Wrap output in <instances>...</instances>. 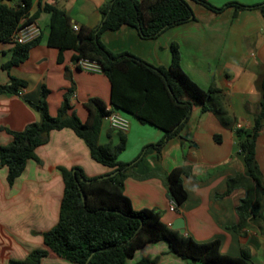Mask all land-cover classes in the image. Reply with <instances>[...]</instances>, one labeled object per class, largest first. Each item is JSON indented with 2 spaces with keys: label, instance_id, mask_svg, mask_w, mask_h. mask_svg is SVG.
Returning a JSON list of instances; mask_svg holds the SVG:
<instances>
[{
  "label": "crops",
  "instance_id": "1",
  "mask_svg": "<svg viewBox=\"0 0 264 264\" xmlns=\"http://www.w3.org/2000/svg\"><path fill=\"white\" fill-rule=\"evenodd\" d=\"M106 1L31 0L30 14L37 12L33 21L40 28L39 39L29 48L27 58L9 70L2 64L9 59L13 43L0 42V85L7 84L10 75L26 83L17 94L0 93V145L11 141L6 129L22 130L38 119V113L25 99L37 102L42 86L48 90L47 109L52 116L71 87L69 103L80 120L86 118L83 103L89 98L96 97L111 108L110 85L101 71L81 70L74 64L73 50L60 53L47 45L50 13L39 8L45 3L54 5L66 11L73 25L92 28L99 24V8ZM208 1L215 6L264 2ZM17 2L6 1L11 6ZM188 3L194 19L173 25L155 38H142L135 28L122 25L104 30L100 40L113 53L128 52L165 68L171 65V44H177L179 66L188 78L202 90L214 86L223 91L227 120L223 122L211 110L203 111L200 104H194L179 135L156 147L163 131L128 116L126 146L118 159L128 163L140 156L127 170L123 193L134 209L159 210L160 220L169 227L181 218L183 234L195 241L218 239L221 253L239 256L244 250L250 264H264V196L258 216L247 217L245 224L235 230L236 206L245 190L243 185H236L224 194L227 181L245 169L235 129L250 128L258 110L259 84L264 78V18L258 7L229 5L213 11L193 0ZM118 135L103 119L98 142L115 144ZM35 152L38 160L28 159L11 184L6 167L0 166V264L25 259L34 249L45 251L39 264H73L49 250L44 239V232L58 220L63 192L59 167H79L87 177L110 173L111 168L95 161L85 142L70 128L50 131L47 141ZM255 159L264 180V125L255 140ZM182 165L190 167V172L181 176L187 198L176 211H170L166 173ZM155 257L151 264H189L169 252L164 241L137 248L128 262Z\"/></svg>",
  "mask_w": 264,
  "mask_h": 264
},
{
  "label": "trees",
  "instance_id": "2",
  "mask_svg": "<svg viewBox=\"0 0 264 264\" xmlns=\"http://www.w3.org/2000/svg\"><path fill=\"white\" fill-rule=\"evenodd\" d=\"M6 1L0 0V42L11 41L12 34L37 15V12L30 14L31 0H18L13 6ZM193 1L213 11H221L229 5L258 7L264 18V2L254 5L228 2L215 6L208 0ZM39 8L50 13L47 45L57 48L60 53L66 49L73 50L74 61L80 58L96 61L110 85L111 108L163 131L162 139L154 146L159 147L169 138L179 135L194 104H200L203 111L211 110L223 122L227 120L223 91L214 86L202 90L188 78L179 66L177 44H171V65L165 68L149 64L128 52L113 53L100 40L104 30H116L122 25L135 28L142 38H155L173 25L194 19L188 0H107L99 8V24L92 28L80 26L77 30L72 28L65 10L46 3ZM38 39L39 35L25 43L12 40L11 55L2 68L9 70L24 61L29 48ZM25 84L24 80L10 75L9 82L0 85V93L17 94ZM259 87L261 96L253 125L235 129L245 169L227 181L224 193H229L236 185H243L245 190L236 206L238 222L233 227L235 230L245 224L247 217L254 219L258 216L264 196V180L255 159V140L264 125V78ZM47 93L48 90L42 86L37 102L25 99L38 113L36 121L28 123L22 130L6 129L11 141L0 145V166L7 169L8 183L11 184L24 170L28 159L38 160L35 150L47 141L49 132L62 128L72 129L85 142L90 156L115 172L99 179L85 176L79 167H59L63 192L58 220L44 232L49 250L73 264H151L157 257L141 258L133 263L128 260L137 248L150 242L164 241L169 252L189 264H250L244 250L239 256L223 254L219 251L218 239L195 241L162 223L159 210L132 208L129 198L123 193V179L140 155L128 163L118 159L126 146L124 132L118 131L115 144L98 142L101 122L108 112L105 104L96 97L89 98L83 103L86 118L82 121L69 103L71 87L52 116L47 109ZM189 172V165H182L166 173L167 194L176 209L187 198L181 176ZM44 254V250L34 249L25 259H11L8 264H39Z\"/></svg>",
  "mask_w": 264,
  "mask_h": 264
},
{
  "label": "built area",
  "instance_id": "3",
  "mask_svg": "<svg viewBox=\"0 0 264 264\" xmlns=\"http://www.w3.org/2000/svg\"><path fill=\"white\" fill-rule=\"evenodd\" d=\"M72 28L74 30L78 29L76 25H73ZM39 33V26L34 21H31L18 28L12 34L11 39L15 42L25 43L37 37ZM74 64L81 70L87 72L94 73L101 71L99 64L94 60L80 58L76 60ZM107 110L108 112L104 115L103 118L106 120L109 127L115 131L126 132L129 129L130 125L128 116H126L123 112L119 110H115L112 108H107ZM168 208L170 211H176V205L174 201L171 200Z\"/></svg>",
  "mask_w": 264,
  "mask_h": 264
},
{
  "label": "water",
  "instance_id": "4",
  "mask_svg": "<svg viewBox=\"0 0 264 264\" xmlns=\"http://www.w3.org/2000/svg\"><path fill=\"white\" fill-rule=\"evenodd\" d=\"M114 174H115V172H110V173H107V174L101 175V176H99L98 178H99V179L107 178V177L112 176V175H114ZM80 180L84 181V178H83V177H80ZM82 200H84V195H83V194H82ZM171 228H173V229H178V231H179L180 233H183V221H182V219H181V218H177V219L173 222V224L171 225Z\"/></svg>",
  "mask_w": 264,
  "mask_h": 264
}]
</instances>
